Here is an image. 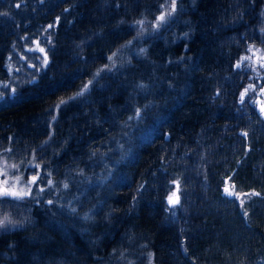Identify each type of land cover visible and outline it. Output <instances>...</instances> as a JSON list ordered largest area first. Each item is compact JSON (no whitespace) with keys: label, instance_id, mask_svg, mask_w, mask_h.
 Masks as SVG:
<instances>
[{"label":"trees","instance_id":"16d2710c","mask_svg":"<svg viewBox=\"0 0 264 264\" xmlns=\"http://www.w3.org/2000/svg\"><path fill=\"white\" fill-rule=\"evenodd\" d=\"M263 103L264 0H0V264H264Z\"/></svg>","mask_w":264,"mask_h":264},{"label":"rangeland","instance_id":"374dc122","mask_svg":"<svg viewBox=\"0 0 264 264\" xmlns=\"http://www.w3.org/2000/svg\"><path fill=\"white\" fill-rule=\"evenodd\" d=\"M176 8L177 4L170 5V7L165 5V8H163V11L154 20L153 24L147 26L144 22V25L140 24L142 34L147 37L157 32L161 27H167L168 25L166 24H170L178 16L179 11L177 12ZM32 48L36 50L37 46H33ZM33 57H36V55ZM262 108H264V103L261 105L260 109ZM260 112L262 113V111ZM17 163L18 162H15V158L10 152L5 151L0 153V192L7 190L20 194L18 196L0 195V203H3L0 206V232L20 225L27 220L28 217L27 212L24 210L17 212V210H19L17 208H6H8V206H17V204L24 203L32 187L40 189V171L37 170V165H34L32 160H28L20 168ZM223 185V192L228 197H235L240 202H243V199L249 197L247 193V195L245 193H237L228 179L224 181ZM225 189H227V191H225Z\"/></svg>","mask_w":264,"mask_h":264},{"label":"snow or ice","instance_id":"6c2138e0","mask_svg":"<svg viewBox=\"0 0 264 264\" xmlns=\"http://www.w3.org/2000/svg\"><path fill=\"white\" fill-rule=\"evenodd\" d=\"M17 7H19V5H17ZM41 51H43V49H41ZM262 112H264V108L261 109ZM246 135V134H245ZM225 191H227V189H225ZM0 195H3V196H18L20 194L18 193H14V192H9L7 190L3 191V192H0ZM177 201L176 200H173L172 197H169V204H175ZM48 203H52L51 200L48 201Z\"/></svg>","mask_w":264,"mask_h":264}]
</instances>
